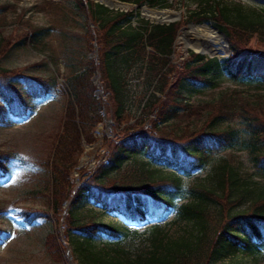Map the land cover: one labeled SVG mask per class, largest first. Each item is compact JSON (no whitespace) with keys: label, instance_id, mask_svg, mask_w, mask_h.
Here are the masks:
<instances>
[{"label":"trees","instance_id":"trees-1","mask_svg":"<svg viewBox=\"0 0 264 264\" xmlns=\"http://www.w3.org/2000/svg\"><path fill=\"white\" fill-rule=\"evenodd\" d=\"M132 1L140 9L142 5L165 8L169 0ZM73 2L86 21V49L90 53L97 49V59H87L77 72L65 77L69 94L49 78L0 66V125L5 124L7 115L25 117L29 112L26 100L46 99L54 89L66 98L60 130L46 164L47 209H24L19 216L27 225L38 219L51 224L45 248L61 262L66 249L62 241L76 253L77 264H214L238 253H259L264 249V183L246 176L227 160L220 161L205 178H194L193 185L185 180L203 170L210 155L237 148L248 151L256 170L264 173V111L239 113L228 108L195 130L172 135L171 127L177 126L174 121L190 107L183 91L190 85H212L215 74L264 90V54L239 51L233 45L251 38L264 43V7L246 9L217 2L188 13L187 22L215 21L231 41L230 53L218 59L189 50L185 59L174 62L179 22L141 20L135 27L131 20L137 14L130 10L112 12L91 0ZM9 9L13 6L0 8V15ZM28 29L21 41L35 48L40 29ZM13 45L10 39L0 40V62ZM95 76L100 77L107 96L106 107L96 96ZM16 84L23 87L24 96ZM135 87L139 96L145 94L141 95L143 107L140 118L128 124L138 97ZM104 110L116 127L111 136L102 139L105 160L88 172L78 168L79 160L84 144L96 142L94 130L103 122ZM236 115L242 129H219L229 122L228 117ZM1 158L0 179L6 177L4 164L9 157ZM137 158L147 162L142 163V169L151 165L168 173L146 167L142 182L126 183V166ZM74 171L79 174L78 184L71 178ZM87 205L117 213L137 226L145 222L154 225L147 230L148 236L135 244L133 240L143 233L137 229L122 232L87 220L81 213ZM171 215L172 224L182 227L170 235L162 223ZM102 236L106 240H99Z\"/></svg>","mask_w":264,"mask_h":264},{"label":"rangeland","instance_id":"rangeland-1","mask_svg":"<svg viewBox=\"0 0 264 264\" xmlns=\"http://www.w3.org/2000/svg\"><path fill=\"white\" fill-rule=\"evenodd\" d=\"M91 1L100 4L94 0ZM113 1L122 3L127 6V11L130 10L137 14L131 20L133 26L137 27L142 24L141 20L149 23L154 22L147 18L146 11L141 8L138 9L132 0ZM217 2L241 5L246 9L256 8L260 10L264 7V0H169L166 8L162 7V9L157 8L155 10L166 9L171 11L176 15L173 20L181 24L175 42V55L172 58L174 62L185 59L189 50L195 51L196 49L190 41V37H193L195 31L191 29L190 22H187V14L198 11L207 3L214 5L213 3ZM7 6H13V9H9L10 11L5 15L4 13L0 15V40L10 39L14 45L1 60L2 69L18 71L24 75L49 78L55 81L60 88L68 91L65 77L69 73L77 72L87 59L93 58L96 61L91 55L97 53V49H94L92 53L86 49L84 44L86 21L84 16L74 7L73 0H0V8ZM106 8L112 12L125 11L123 7L116 5H113L111 9ZM177 13L180 15L179 18ZM202 24H207L208 27ZM195 26L196 31L204 34L202 38L205 41L213 43V47H209L213 54L220 52L221 54L215 55L228 57L231 41L227 37L229 44L228 53H226L223 38L212 30V28H216L219 32L224 33L215 21L209 20L199 25L195 24ZM28 28L40 29L36 37L35 48L29 44L23 45L21 41L22 35L26 30H29ZM205 29H208L209 32L206 33ZM233 45L239 47V51L247 50L252 53L264 54V43L260 45L256 38H251L242 44L241 42H234ZM95 77H98V80L95 81V78L92 80L98 89L96 96L100 97L106 107L107 96L104 94L100 77ZM211 81L212 85H190L183 91L182 96L189 101L190 107L181 112L178 120L174 121L177 126L171 127L173 129L172 135L195 130L205 124L210 119L209 117H213L215 113H222L228 108H236L239 113L252 109L264 111V90L257 89L253 84L234 82L220 73L213 75ZM131 83L135 85L134 80ZM15 86L24 96L23 87L18 84ZM139 88V91L143 92V88L141 86ZM137 89L136 87L133 88L138 97L131 113L132 122L129 121L128 124H133L136 119H139L142 111L143 99H141V95L145 94L139 96ZM232 91H236V94H231ZM65 101L64 95L54 89V92L46 99L26 100L25 103L29 107V112L25 117L14 118L7 115L6 123L0 125V163L2 156L9 157L4 164L7 169L6 177L0 179V231L2 233L0 237V264H77L74 258L76 253H72L69 245H64L63 241L61 243L66 248L64 249L63 262L56 260L47 252L45 239L51 229V224L48 221L38 219L31 225H27L19 216L20 211L24 209L37 211L47 209L48 194L46 191L45 195L44 190L47 173L46 164L60 130ZM257 105H260L261 108L256 107ZM105 110L103 111V122L98 124L94 130L96 142L84 144V152L79 160L78 168H86L88 172L94 171L105 160L102 139L105 135L111 136L116 127L115 123L106 115ZM227 119L229 122L223 123V127L219 129L225 127L242 129V126H239L241 119L238 115L230 116ZM109 120L112 122L111 128L107 125ZM131 133L133 132L131 131ZM222 160L232 162L246 176L264 183V173L256 170L248 151L241 148L210 155L205 168L195 176L186 179L185 182L188 185H193L197 177L205 178ZM142 163L147 162L137 158L127 164V170H125L127 176L124 178L126 183L132 184L133 180L142 182L141 179L145 178L142 171L148 168L149 171L155 170L159 174L168 173L166 169L151 165H147L148 168L143 166L142 169ZM71 178L76 184L80 181L79 174L75 171ZM81 213L87 220L91 219L113 226L122 232L128 230L134 233L137 229V233H143L144 236L135 238L133 240L135 244H139L149 233L147 230L150 225L146 222L137 226L117 213H106L98 206H84ZM172 220L173 216L171 215L168 220L162 223L170 235L178 232L182 227L172 224ZM99 240H106V238L102 236ZM109 246L111 244L107 245V247ZM101 247L102 245L99 246V248ZM67 251H69V255ZM214 264H264V249L254 254L238 253Z\"/></svg>","mask_w":264,"mask_h":264},{"label":"bare ground","instance_id":"bare-ground-1","mask_svg":"<svg viewBox=\"0 0 264 264\" xmlns=\"http://www.w3.org/2000/svg\"><path fill=\"white\" fill-rule=\"evenodd\" d=\"M145 15L147 18L153 20V21H171L174 19V13H172L171 11L169 10H166V11H163V12H160V13H156V12H145ZM208 27V26H207ZM193 29L195 32L193 34V37H190V41L194 44L193 46L197 49V50H200L202 52H209L210 54H213L209 47H213V43L212 42H208V41H205L202 37L204 36V34H202V32L200 31H196L195 28H191ZM206 33L209 32L208 29H205ZM222 37V36H221ZM211 39H215L213 37H210ZM224 40V39H223ZM225 42V45H226V41L224 40ZM208 49V50H207ZM226 50V48H225Z\"/></svg>","mask_w":264,"mask_h":264},{"label":"water","instance_id":"water-1","mask_svg":"<svg viewBox=\"0 0 264 264\" xmlns=\"http://www.w3.org/2000/svg\"><path fill=\"white\" fill-rule=\"evenodd\" d=\"M94 1H95V2H99L100 4L104 5L105 7L110 8V9L113 8V5L123 7L125 11H126V9H127V6H124L122 3H118V2L113 1V0H94ZM141 9H142L143 11H147V12H150V11H152V12H156V13L163 12V10L158 11V10H155V9H148L146 6H142ZM177 14H178V13H177ZM175 16H176V15H174V17H175ZM177 16H178V18L180 17L179 14H178ZM178 18H177V19H178ZM167 22H168V23H167ZM167 22H164V21L160 20V21H155V22L152 23V24H169V23H171V22H175V21H174V20H171V21H167ZM189 24H190V27H192V28H195V27H196L195 24H192V23H189ZM203 26H207V25L204 24ZM211 28H212V27H211ZM212 30H214L218 35L222 36V38L226 41V45H225L226 50H225V51H226V53H228V51H227V47H228L229 42H228L227 36H226L224 33L219 32L216 28H212ZM195 51H196L198 54H200V55L207 56V57H210V58H212V57L219 58V57H218L219 55H215V54H221L220 52H219V53H215V54H210L209 52H206V53H205V52H202V51L197 50V49H195ZM91 57L97 58V53L91 55ZM220 57H222V55H221ZM94 80L97 81V80H98V77H95ZM107 125H108L109 128H111V126H112V122L109 120V121L107 122ZM67 254L69 255V251H67Z\"/></svg>","mask_w":264,"mask_h":264}]
</instances>
